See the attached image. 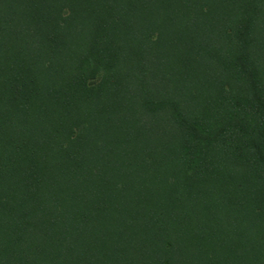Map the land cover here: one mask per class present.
<instances>
[{"label": "trees", "instance_id": "1", "mask_svg": "<svg viewBox=\"0 0 264 264\" xmlns=\"http://www.w3.org/2000/svg\"><path fill=\"white\" fill-rule=\"evenodd\" d=\"M0 264H264V0H0Z\"/></svg>", "mask_w": 264, "mask_h": 264}]
</instances>
